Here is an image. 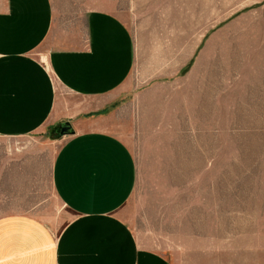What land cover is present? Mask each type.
Here are the masks:
<instances>
[{"label": "rangeland", "instance_id": "obj_1", "mask_svg": "<svg viewBox=\"0 0 264 264\" xmlns=\"http://www.w3.org/2000/svg\"><path fill=\"white\" fill-rule=\"evenodd\" d=\"M51 1L56 25L76 28L105 5ZM106 1L130 34L127 76L100 96L58 87L54 111L131 152L133 190L114 214L170 264H264V0ZM62 122L0 139V207L53 235L72 218L51 181Z\"/></svg>", "mask_w": 264, "mask_h": 264}, {"label": "crops", "instance_id": "obj_2", "mask_svg": "<svg viewBox=\"0 0 264 264\" xmlns=\"http://www.w3.org/2000/svg\"><path fill=\"white\" fill-rule=\"evenodd\" d=\"M107 3L76 28L56 25L51 0H0L1 140L13 144L47 124L67 121L54 111L58 87L92 97L123 84L131 63L130 34ZM73 131L51 166L55 194L72 218L53 235L36 215L0 207V264H170L142 246L114 214L135 181L127 146L104 131ZM18 155L14 161L21 166L23 153Z\"/></svg>", "mask_w": 264, "mask_h": 264}, {"label": "water", "instance_id": "obj_3", "mask_svg": "<svg viewBox=\"0 0 264 264\" xmlns=\"http://www.w3.org/2000/svg\"><path fill=\"white\" fill-rule=\"evenodd\" d=\"M73 132L74 131L72 127L70 126V124L68 123V121L62 122V124L58 128V134L60 136L69 135V134H72Z\"/></svg>", "mask_w": 264, "mask_h": 264}]
</instances>
